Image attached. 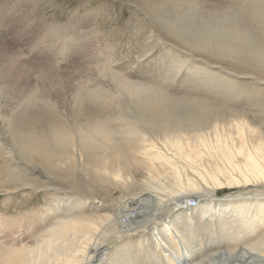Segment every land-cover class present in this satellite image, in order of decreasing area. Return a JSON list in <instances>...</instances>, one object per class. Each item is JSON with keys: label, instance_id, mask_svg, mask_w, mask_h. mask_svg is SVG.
<instances>
[{"label": "rangeland", "instance_id": "rangeland-1", "mask_svg": "<svg viewBox=\"0 0 264 264\" xmlns=\"http://www.w3.org/2000/svg\"><path fill=\"white\" fill-rule=\"evenodd\" d=\"M171 2L0 0V54L5 58L7 53L17 50L23 61L33 63L24 65L18 61L15 66L5 68L0 78V116L10 120L11 115L7 112L9 101L23 100L28 93H37L38 98H51L58 102L59 109L70 114L71 101L78 86H82L83 82L89 85L93 79L110 81L111 75L116 74L130 83L160 89L173 100L202 101L221 106L219 113L226 118L225 129L219 133L236 134L235 127L231 130L226 127L236 121H243L244 134L251 133L250 140L263 142L264 127L259 114H264V0H191L190 8L184 7L176 14L171 9ZM188 9L196 10L195 25L189 28L178 23L184 29L181 34L173 33L170 29L172 17L176 15L184 19L190 12ZM22 13L26 14L22 16ZM234 15H237V19L233 18ZM227 16L231 18V27L238 31L245 30L252 42L255 38L250 51L196 45L204 38L203 30L215 26ZM56 28L65 29L66 34L62 37L53 36L52 31ZM0 64L8 65V61L2 60ZM46 65H51V69L44 68ZM114 87L120 95V102L128 105V97L123 90L115 84ZM7 88H11L9 91L12 92L7 94ZM230 115L235 117L229 118ZM115 116L103 125V134H123L131 130L140 133L148 145L136 148L129 146L125 149V156L102 151L101 160H109L110 165L101 169L86 167L83 157L76 152L69 155L57 153L51 163H46L38 155L27 153L21 156L16 147L20 155L18 158L9 143L4 146L0 142V165L14 171L19 179L32 184L21 187L10 180L0 184V260L11 248L24 247L26 253H39L37 246L51 237L50 230L68 222L65 215L70 212H89L90 197L105 202L125 199L135 202L138 200V191L146 181L160 187L161 192L173 187L175 181L170 171L153 164L160 175L150 177L145 166L152 164V161L145 159H155L157 154L152 151L153 147L164 154L170 153L172 148L169 142L173 138L170 136L186 131L150 130L137 119L130 117L129 121L124 122L119 121L118 114ZM207 134L212 136L213 132ZM204 152L207 160L202 159L201 163L183 159L181 172L186 190L191 189L192 185L199 188L200 180L216 167L227 169L228 175L233 174L234 178L264 181V177L254 176L245 169L247 154L256 157L259 164L264 163V153H257L253 147L244 148L240 153L235 150V154H231V161L238 166L239 172H232L233 163L221 161ZM135 153L138 160L144 161L134 166V159L131 163L126 161ZM167 156L170 157V163L179 165L172 155ZM35 169L50 172L56 179L38 176ZM261 186L264 195V184ZM204 190L196 191L203 193ZM203 200L208 202L209 199ZM193 201L196 199L190 200L189 204L193 205ZM171 212L172 209L161 215L166 218ZM216 217L214 215L213 223L207 226L212 231L209 241L218 234L216 228L220 222H215ZM259 233L257 231L248 237L247 242L249 238L255 240ZM145 234L139 232L132 236L136 241L129 236L108 243L111 247H118L132 239L125 249L132 251L134 263L145 264L141 256ZM195 236L201 239L198 229L195 230ZM242 241L234 237L231 245L237 247L247 243ZM60 245L50 246L58 249ZM48 248L47 244L42 248L45 254Z\"/></svg>", "mask_w": 264, "mask_h": 264}, {"label": "bare ground", "instance_id": "bare-ground-1", "mask_svg": "<svg viewBox=\"0 0 264 264\" xmlns=\"http://www.w3.org/2000/svg\"><path fill=\"white\" fill-rule=\"evenodd\" d=\"M190 3L191 0H172L171 9L176 14L184 7L190 8ZM195 11L192 9L184 19L174 15L170 23L173 33L181 34L183 31L184 28L178 26V23L189 28L194 26ZM233 18L237 19V15ZM230 23L231 18L227 16L215 26L203 30L204 38L196 45L250 51L255 38L252 42L250 37L247 38L245 30L238 31L231 27ZM65 34L63 28L52 31L55 37ZM2 60H7L8 65L0 64V78L5 68L15 66L18 61L24 65L33 64L23 61L17 50L7 53L5 58L0 54V61ZM51 67L46 65L44 68ZM121 78L114 74L109 78L110 81L93 79V83L89 85L83 82L82 86L75 89L70 114L59 109L58 102L47 97L38 98L37 93H28L23 100L21 98L15 102L9 101V109L6 106L5 108L11 119L0 116V142L4 146L9 143L18 158L19 153L21 156L28 153L38 155L46 163H51L57 153L69 155L76 152L83 157L86 167L101 169L110 165L109 160H101L102 151L125 156V149L129 146L136 148L148 145L140 133L131 130L123 133L124 135L103 134V125L116 114L119 121L124 122L132 117L150 130L186 131L170 136L173 137L169 142L172 148L170 153L164 154L152 146V151L157 154L155 159H145L152 161V164L145 166L150 177L160 175V172L154 169L153 164H156L160 169L170 171L175 184L167 192H161L160 187L146 181L138 191V200L135 202L128 199L105 202L90 197V210L87 214L70 212L64 217L68 222L50 230L51 237L44 240L49 247L46 254L42 250L46 246L44 242L38 244L37 254L34 251L26 253L24 247L11 248L3 254L0 264H137L133 262L132 251L125 247L132 242V236L139 232L147 233L143 235L144 251L141 250L145 264H264V195L261 186L264 181L234 178L233 174L228 175L227 169L216 167L200 180L199 188L192 185L191 189L186 190L181 172L183 159L196 160L198 163H201L202 159L207 160L204 151L221 161L233 163L231 154H235V150L240 153L244 148L253 147L257 153H264V141L257 143L250 140L251 133L243 132V121H236L226 127L229 130L235 127L236 134L219 133L225 129L226 118L219 113L221 106L216 107L202 101L173 100L160 89L130 83ZM114 84L128 97V105L120 102V95ZM9 89L11 88L6 89L7 94L12 92ZM259 116L264 127V114ZM234 117L235 115L229 116ZM210 131L213 135H206ZM167 154L172 155L179 165L170 163ZM255 158L252 154H247L245 169L254 176L264 177V163L259 164L260 161ZM132 160L134 166L144 161L138 160L136 153L126 162L131 163ZM34 171L38 176L55 178L50 172H39L37 169ZM233 171L239 172L234 163ZM6 180L21 187L32 185L19 179L14 171L0 165V184ZM199 189L205 190L198 193L196 190ZM184 191L187 194H184ZM219 193L226 195L221 196ZM194 198L197 204H189ZM203 198L209 199L208 202ZM171 209L173 212L166 218L161 215ZM214 215L218 216L215 222H220V226L215 227L216 231L218 229L216 238L209 241L212 231L207 226L213 223ZM196 229L200 231L201 239L196 238ZM257 231L260 232L257 238L253 241L249 238L250 242H247L248 237L255 235ZM129 236L132 237L129 240L131 242L125 240V243L118 247L109 246L108 241L122 237L124 240V237ZM234 237L247 243L234 247L231 245L234 243ZM135 239L133 240L136 241ZM201 242L205 243L204 247ZM52 244L61 245L56 249L50 246Z\"/></svg>", "mask_w": 264, "mask_h": 264}, {"label": "built area", "instance_id": "built-area-1", "mask_svg": "<svg viewBox=\"0 0 264 264\" xmlns=\"http://www.w3.org/2000/svg\"><path fill=\"white\" fill-rule=\"evenodd\" d=\"M194 203L193 204H197V202L196 201H193ZM198 204H199V201H198Z\"/></svg>", "mask_w": 264, "mask_h": 264}]
</instances>
